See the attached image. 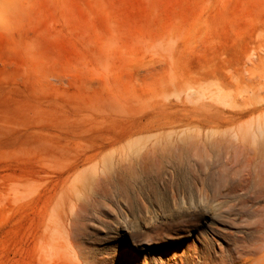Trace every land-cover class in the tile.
Wrapping results in <instances>:
<instances>
[{"label": "rangeland", "instance_id": "rangeland-1", "mask_svg": "<svg viewBox=\"0 0 264 264\" xmlns=\"http://www.w3.org/2000/svg\"><path fill=\"white\" fill-rule=\"evenodd\" d=\"M262 102L264 0H0V264H264L252 151L224 152L228 176L182 196L175 229V202L145 182L133 214L82 181L118 172L130 125L233 137L211 126L264 124Z\"/></svg>", "mask_w": 264, "mask_h": 264}, {"label": "bare ground", "instance_id": "bare-ground-1", "mask_svg": "<svg viewBox=\"0 0 264 264\" xmlns=\"http://www.w3.org/2000/svg\"><path fill=\"white\" fill-rule=\"evenodd\" d=\"M259 108L264 109V103ZM211 128L216 133H229L233 131L237 135L229 137L218 134L220 137L211 136V138L209 135L206 140H200L198 137L185 138L172 136L171 134H176L178 131L175 126L154 124L130 125L121 131L117 139V143L121 144L119 148L121 153V156H119L121 158L118 159V172L114 176H109L105 175L104 172V175L101 174L102 171L101 173L94 171L87 172L90 174H86L85 171L83 172L85 174L82 177V181L85 184L90 183L89 181L92 182V180L96 181L95 186L98 190L107 195H116L118 201L125 203L126 207L133 214L136 212V203L141 204L142 195L140 189L142 187L140 188V184L145 182L147 186H150L152 191L155 193L159 192L175 202L174 204L177 208L174 209L173 214L169 217L172 222L169 226L171 229H175V227H179L180 220L183 217L182 213L175 212L182 207L181 197L184 196L187 202H196L199 184L203 185L206 191L214 192L216 184L225 179L227 170L223 169L222 163L226 159L224 157L225 151L233 152L232 160L239 165L243 163L251 164L253 162H248L245 157L246 152L252 151L256 153L254 164H252L254 165V173L256 176H264V124L245 126L244 128L240 127L239 131L241 134H239L236 127L235 129L233 128L234 130H220L221 127L218 125L211 126ZM159 133H166L167 135L166 137L158 136L153 141L152 136H156ZM138 135L140 137L136 138ZM147 142H151V144L145 148L144 145ZM142 148L145 149L143 152H141ZM130 150L132 152L127 155ZM77 167H79L78 164ZM165 168H172L175 178L167 179L163 177L162 173ZM46 170L48 171V169ZM69 175L67 180L70 179ZM158 179L163 181L160 186L155 184V180ZM26 187L28 191L31 189L37 191L39 189L38 181L35 179L33 183L27 182ZM200 215L206 217L207 213L200 212ZM198 221L199 217L193 214L188 219H185L184 227H188L186 230H189V227L197 225ZM128 228H132V226ZM128 228L126 227V230ZM139 242H141L140 239L136 237L132 238V244L138 246Z\"/></svg>", "mask_w": 264, "mask_h": 264}]
</instances>
